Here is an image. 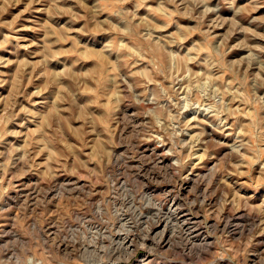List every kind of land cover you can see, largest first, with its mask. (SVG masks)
I'll use <instances>...</instances> for the list:
<instances>
[{"label": "rangeland", "instance_id": "1", "mask_svg": "<svg viewBox=\"0 0 264 264\" xmlns=\"http://www.w3.org/2000/svg\"><path fill=\"white\" fill-rule=\"evenodd\" d=\"M264 264V0H0V264Z\"/></svg>", "mask_w": 264, "mask_h": 264}, {"label": "bare ground", "instance_id": "2", "mask_svg": "<svg viewBox=\"0 0 264 264\" xmlns=\"http://www.w3.org/2000/svg\"><path fill=\"white\" fill-rule=\"evenodd\" d=\"M29 263L30 264H34V261L31 259V260H29ZM39 264V263H38Z\"/></svg>", "mask_w": 264, "mask_h": 264}]
</instances>
